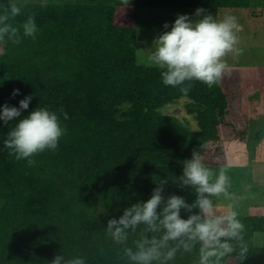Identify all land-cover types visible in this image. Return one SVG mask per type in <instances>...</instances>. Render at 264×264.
<instances>
[{
    "label": "trees",
    "instance_id": "trees-1",
    "mask_svg": "<svg viewBox=\"0 0 264 264\" xmlns=\"http://www.w3.org/2000/svg\"><path fill=\"white\" fill-rule=\"evenodd\" d=\"M9 17L19 27L32 15L39 31L35 39L21 32L19 43L0 41V104L18 106L31 93L27 115L38 105L68 113L60 118L66 132L55 150L45 149L15 159L3 145L8 124L0 121V264H49L56 254L80 255L86 264H132L123 253L134 247L144 227L129 230L123 243L107 234V220L124 207L149 198L167 177L164 195H183L191 203V186L173 180L183 160L199 145L207 166L225 167L250 161L248 96L264 92V66L226 67L219 84L209 87L193 79L187 93L162 82L157 66L136 60L138 13L144 7H201L218 17L220 8L251 6V0H48L19 2ZM0 5L4 12L7 3ZM13 87L20 93L11 96ZM188 98L192 129L161 108ZM264 113V99L255 107ZM258 113V114H259ZM234 143L228 158L223 139ZM211 168V167H209ZM198 211V209H192ZM181 209V215L187 216ZM245 258L234 251L222 264H264V245L254 236L264 232V216L239 215ZM151 235V233H145ZM199 243L178 251L167 264H193ZM155 264V262H153Z\"/></svg>",
    "mask_w": 264,
    "mask_h": 264
},
{
    "label": "clouds",
    "instance_id": "clouds-1",
    "mask_svg": "<svg viewBox=\"0 0 264 264\" xmlns=\"http://www.w3.org/2000/svg\"><path fill=\"white\" fill-rule=\"evenodd\" d=\"M43 2V0H42ZM0 5H5L0 2ZM20 11L18 0H7L4 12H0V41L7 39L19 43L21 32L25 37L36 38L39 31L35 18L28 15L17 27L9 23V17ZM201 7L195 9L198 19H190L189 13H178L174 21L163 22V28L153 38L149 49H137V63L157 66L164 84L180 86L187 93L193 79L209 87L219 84L226 69L225 55L239 53L237 35L240 24L237 17L225 14L216 17ZM20 88L13 87L10 95L15 97ZM32 94L27 93L18 101V106L5 101L0 104V121L8 124L15 120L6 132L3 145L15 159L27 158L33 162V154L45 149L55 150L59 138L66 132L60 115L68 113L47 105H38L27 115L21 112L29 107ZM194 148L190 158L183 160L182 173L173 180L179 186H191L196 198L189 203L183 195H164L167 177L160 179L152 189L149 198L136 201L124 207L119 216L110 217L106 232L116 243L123 244L129 237V230L136 232L137 226L144 227L139 238L133 240L134 247L124 246L123 253L132 264H167L178 251L189 252L199 243L197 258L193 264H222V258L234 251L233 241L240 242L237 252L239 260L245 258L247 245L241 240L244 224L235 210L218 214L213 197L228 195L229 177L223 169L215 174L204 163L201 148ZM181 209L187 216L181 215ZM198 209V211H192ZM145 233H151L146 235ZM49 264H86L80 255L65 258L59 253Z\"/></svg>",
    "mask_w": 264,
    "mask_h": 264
},
{
    "label": "rangeland",
    "instance_id": "rangeland-1",
    "mask_svg": "<svg viewBox=\"0 0 264 264\" xmlns=\"http://www.w3.org/2000/svg\"><path fill=\"white\" fill-rule=\"evenodd\" d=\"M42 2V0H18V2ZM48 0H43L47 2ZM2 3H7V0H0ZM197 7L188 8H175V7H144L139 10L138 26H137V45L136 48L149 49L152 45L153 38L161 31L167 30L163 28V22H169V28L171 22L174 21L178 13H189L190 19H198L195 14ZM225 14H232L237 17L240 29L237 33L239 40L237 47L242 51L239 53L229 52L225 55L226 67H238L243 69H251L257 66H264V0H251V6L249 7H232V8H220L218 10V17H222ZM2 46H0L1 51ZM137 60V49H136ZM139 65H145L140 64ZM264 98V92L257 90L249 94L248 106L249 111L252 112V108L256 107L253 104H257ZM191 101V100H190ZM188 98H180L174 103L167 104L161 108L162 113L177 117L183 123L188 124L192 129H198L197 121L193 114H189L186 109V104L190 102ZM259 113V112H258ZM260 114V113H259ZM261 129L258 131L249 128L248 141L246 148L249 152H254L264 157V124L260 123ZM263 132V133H262ZM259 134V137H258ZM231 139V138H228ZM223 139L226 154L228 158L233 156L232 149L234 143L231 140ZM252 161V158H251ZM232 166H237L234 163H230ZM215 174L220 169L224 168L219 166H208ZM230 166H226V169ZM264 162H253V166H248V170L245 169H233L226 174L229 177L230 183L228 185V195L223 193L218 196H214L215 210L218 214H223L227 211L235 210L237 214L250 213L251 208H257L264 206V182L260 185V178L264 177L259 174H264ZM234 203V207L229 206ZM238 199V200H237ZM0 203H2L0 201ZM229 203V204H228ZM238 205L240 210H238ZM237 207V208H236ZM249 211V212H248ZM258 212V211H254ZM251 214V213H250ZM262 241V240H261Z\"/></svg>",
    "mask_w": 264,
    "mask_h": 264
},
{
    "label": "crops",
    "instance_id": "crops-1",
    "mask_svg": "<svg viewBox=\"0 0 264 264\" xmlns=\"http://www.w3.org/2000/svg\"><path fill=\"white\" fill-rule=\"evenodd\" d=\"M264 99V98H263ZM261 99L259 103L257 104H253L254 106L256 105V107L258 105H260L261 101L263 100ZM248 120H249V126L252 128V130L254 131H258L257 133H259L260 129L262 128L260 125L261 122H263L264 124V113L262 114H258L255 112V107L252 108V112L249 111V114H248ZM263 133V132H262ZM258 137H259V134H258ZM249 152V151H248ZM262 155V154H261ZM261 155H259L258 153L255 154L254 152H249V156H250V161H249V164L247 166H232L229 165L230 167H227V168H231V169H226L225 167L222 168L226 173L229 172V171H232L233 169L236 171V169L240 168V169H245L246 171L248 170V166H253V162H257V161H263L264 162V157H262ZM251 158H252V161H251ZM264 170V168H263ZM264 173V172H263ZM259 175H262L264 176V174H259ZM264 182V177L260 178V185L261 183ZM238 200V199H237ZM231 207H234V203H231V199L229 201ZM228 203V204H229ZM237 208V207H236ZM238 210H240L241 212V209H240V206L238 205ZM249 211H252L250 212L249 214L245 212V214H238L239 215H257V216H264V206H260V207H257V208H251ZM248 211V212H249ZM254 211H258L257 213L254 212ZM254 239H255V244L256 245H264V232H257L254 236ZM262 240V241H261Z\"/></svg>",
    "mask_w": 264,
    "mask_h": 264
}]
</instances>
